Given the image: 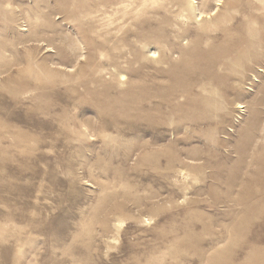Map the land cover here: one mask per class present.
<instances>
[{
    "label": "rangeland",
    "instance_id": "rangeland-1",
    "mask_svg": "<svg viewBox=\"0 0 264 264\" xmlns=\"http://www.w3.org/2000/svg\"><path fill=\"white\" fill-rule=\"evenodd\" d=\"M0 264H264V0H0Z\"/></svg>",
    "mask_w": 264,
    "mask_h": 264
},
{
    "label": "bare ground",
    "instance_id": "bare-ground-1",
    "mask_svg": "<svg viewBox=\"0 0 264 264\" xmlns=\"http://www.w3.org/2000/svg\"><path fill=\"white\" fill-rule=\"evenodd\" d=\"M189 1V0H188ZM259 1V0H258ZM204 2V1H203ZM96 4V3H95ZM186 4V3H185ZM98 5V4H97ZM223 5H224V3H223ZM117 7V6H116ZM115 7V8H116ZM197 7V6H196ZM223 9V8H222ZM226 9V8H225ZM129 10V9H128ZM195 10H196V8H195ZM118 11V10H117ZM191 11H193V10H191ZM224 12V11H223ZM113 15V14H112ZM191 15V14H190ZM110 16V15H109ZM193 16V15H192ZM198 17V16H197ZM195 20V19H194ZM201 20H203V19H201ZM197 21V20H196ZM153 53V52H152ZM155 53V52H154ZM153 56V55H152Z\"/></svg>",
    "mask_w": 264,
    "mask_h": 264
}]
</instances>
